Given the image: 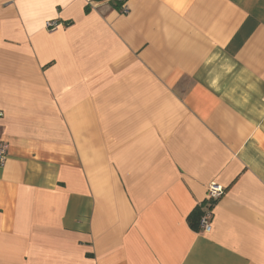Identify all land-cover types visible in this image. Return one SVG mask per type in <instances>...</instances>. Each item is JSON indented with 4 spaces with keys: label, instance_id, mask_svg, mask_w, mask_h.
Returning a JSON list of instances; mask_svg holds the SVG:
<instances>
[{
    "label": "crops",
    "instance_id": "1",
    "mask_svg": "<svg viewBox=\"0 0 264 264\" xmlns=\"http://www.w3.org/2000/svg\"><path fill=\"white\" fill-rule=\"evenodd\" d=\"M112 1L0 0V264H264V0Z\"/></svg>",
    "mask_w": 264,
    "mask_h": 264
},
{
    "label": "built area",
    "instance_id": "2",
    "mask_svg": "<svg viewBox=\"0 0 264 264\" xmlns=\"http://www.w3.org/2000/svg\"><path fill=\"white\" fill-rule=\"evenodd\" d=\"M127 1L128 0H121V7L119 12L121 14H127L129 9L127 7ZM59 24L56 21H47L45 23V29L48 31H54L58 28ZM1 116V114H0ZM7 155V145L4 143H0V166L3 165ZM224 194V189L217 185L216 183H210L206 190V199L205 202L207 203V206L204 208V212L201 216V219L199 221V228L203 232L210 231L211 226V215H212V209L214 207L213 203H216Z\"/></svg>",
    "mask_w": 264,
    "mask_h": 264
},
{
    "label": "trees",
    "instance_id": "3",
    "mask_svg": "<svg viewBox=\"0 0 264 264\" xmlns=\"http://www.w3.org/2000/svg\"><path fill=\"white\" fill-rule=\"evenodd\" d=\"M117 10H120L121 7V0H113L112 1ZM216 203H213L215 205ZM207 206V203L204 201L202 204L197 206L196 210L189 216L188 221L189 225L191 226L192 229H200L199 228V221L201 219V216L203 214L204 208Z\"/></svg>",
    "mask_w": 264,
    "mask_h": 264
}]
</instances>
